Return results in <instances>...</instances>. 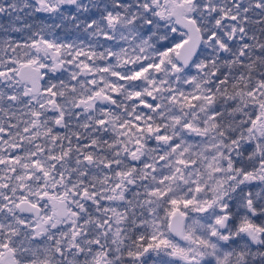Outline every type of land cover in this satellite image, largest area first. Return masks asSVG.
<instances>
[{"label":"snow or ice","instance_id":"6c2138e0","mask_svg":"<svg viewBox=\"0 0 264 264\" xmlns=\"http://www.w3.org/2000/svg\"><path fill=\"white\" fill-rule=\"evenodd\" d=\"M0 264H264V0H0Z\"/></svg>","mask_w":264,"mask_h":264},{"label":"trees","instance_id":"16d2710c","mask_svg":"<svg viewBox=\"0 0 264 264\" xmlns=\"http://www.w3.org/2000/svg\"><path fill=\"white\" fill-rule=\"evenodd\" d=\"M40 19L43 20L45 19L43 15L40 16ZM49 23L51 22L50 20L48 21ZM39 24V21H37V25ZM60 35H63V33H60ZM43 71V70H42ZM48 79V77L46 76L43 80V84L45 83V81Z\"/></svg>","mask_w":264,"mask_h":264},{"label":"water","instance_id":"95a60500","mask_svg":"<svg viewBox=\"0 0 264 264\" xmlns=\"http://www.w3.org/2000/svg\"><path fill=\"white\" fill-rule=\"evenodd\" d=\"M41 85H43V80L41 81Z\"/></svg>","mask_w":264,"mask_h":264}]
</instances>
